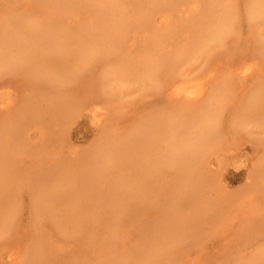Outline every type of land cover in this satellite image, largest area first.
<instances>
[{"label": "bare ground", "instance_id": "obj_1", "mask_svg": "<svg viewBox=\"0 0 264 264\" xmlns=\"http://www.w3.org/2000/svg\"><path fill=\"white\" fill-rule=\"evenodd\" d=\"M5 1L7 0H0V4H3ZM15 1L18 2H15L18 4L17 7H15V4L12 3L14 4L15 9L13 8L11 12L7 11V14L5 13L7 10L6 9L4 11V18H0L2 24L0 26V76L5 73L16 74V67L19 66L21 70L24 68L22 70L23 74H27L28 72L31 74V88L35 90L37 86L45 85L46 89H44V91L46 94L43 96H41V94H35V100L29 103L31 110L28 111V114L22 112L23 120L20 119V122L14 121V118L11 117L12 115L10 114L5 116L0 115V141L3 142V144L0 146V149H5L4 151H1L4 153V157L1 153L0 157H3L4 162L6 160L8 161L7 164L0 161V175L2 176V178L0 177V198L8 192L14 191L19 194L25 192L21 191V188H23L22 185H18L19 187L17 186V188L15 187L14 189L12 183L18 179V176L20 175L19 170H23L25 166L23 164L25 160L19 159V156L23 155L26 157L29 155L30 147L28 148L27 146H30V144H28L29 140L27 137L28 132L32 127L42 128L44 125V120H49V124H53V126L51 125L52 127L50 128H53L54 130L51 129V132L49 133L46 128L47 124L45 123V130L48 131V135L46 132H44L45 130L40 131L42 138L40 141L34 144L35 148L37 147V150L40 148H47V150H49L48 148H51L52 150V147L54 148L56 146V148H54V151L56 152L57 149L59 150L64 148V144L67 143L65 137L67 134L64 133L65 136L63 135L65 141L62 139V137L58 138L59 129L56 126L60 125L66 128L67 125L69 126L73 123L72 112L80 107L78 104V106L74 104H76L77 101L80 102L81 100L78 95L75 96V99H77L76 101L70 99V97L73 98L72 93L74 91L73 89L75 88L74 86L80 81L85 83V79L91 78L92 71L97 69L95 66L99 63L105 61L109 64L111 62L112 65V63H114L118 58L117 60L119 64L114 67L111 73H107L103 77H100L96 88L91 86L92 89H95L93 90L95 92L102 93L104 91L105 93H109L111 96H114L115 94L113 93V89H117L120 86V88L115 90L118 95L119 91L122 90L124 86L129 85L136 80H151L149 85H152L156 92L168 90H171L172 93L173 91L175 92L173 94L169 92L171 96L174 97V99L168 101L171 102L168 105V110L163 111L165 107V109H167V106L164 108L162 107L163 109L160 107L159 110H156L153 113L151 112L152 114L149 117H145L147 121L145 120L144 122V119L141 118V120L143 119V123H141V125L136 123L138 126L133 125L134 127H132V125L127 124V121L125 123V127L127 126L126 128H123L122 126V130L119 127L118 129L116 128L118 133H114L112 131L108 134L106 133V137H104L111 138L107 140L103 137L104 139H102L104 142H102L103 140L101 139V142L98 141L100 144L97 142L95 144V146L97 145L95 149H93V147V151L89 152L90 155L92 154V158L87 157L88 161L83 159L88 172H86L85 169H82L83 164L80 161L81 159L77 164L76 162L73 163V160L71 164H68L69 161H67V165L63 162L64 165L60 166L58 170H55L56 173L59 172L56 174V178H58V180H50L54 181L53 185H55V187L53 186V188H55V191L50 186L53 191L48 193L47 191L49 190V185L51 183L48 185V181L46 182L43 180L48 178L47 174L51 176L52 171L50 172V170H45L46 172L48 171L47 173H44L46 176L43 177L44 179H42L41 183L37 182L41 185L42 190L43 188L44 190L41 191V188L39 187L38 191L41 192L38 193L39 195H37V189H35L36 195H34L35 193L33 195L35 197L38 196V199L36 198L37 200L34 201V203L37 205V208H39L37 209L39 214H42L41 211L46 210L41 209L42 205H46L45 207L48 206L49 208V205L51 204V206L55 208L54 210V208L50 207L52 212L50 211L49 214L52 215H50L48 218L55 216V218L58 217V221L66 222L64 224L57 223L55 226L61 233H65L64 235H68L66 232L72 231L69 234L71 235L73 230H75L74 234L78 231V228L82 225V223L80 225L79 220L75 219L74 215L78 213L80 217L81 214L83 217V214L87 213L85 208H89V212H93L92 218L93 220L96 219V222L99 221L98 224L104 223L107 227L108 223H112L108 229L115 230L116 227L119 228V226H121L120 223L123 224V220L122 222L120 221L122 218L118 220V215L124 216V214H120L121 212H126V214L131 212L139 213V211L142 212L141 210L145 208L152 209L155 204L160 206L163 202L161 203V199L160 202H157L156 200L159 198V196H162V198L165 200L167 195H165V192H170L172 194L171 198L174 197V200L172 198V202H174L173 205H171L172 208H170V210L167 209L169 212L163 208L161 209L162 212L163 210L166 211V213H164L165 211L163 212V215L169 213L172 215L170 218L172 219L173 215H176L180 210V203H188L191 201L194 195H200L204 192H208V188L215 187V180L210 174L212 173L210 171L211 168L218 163L217 158L219 157L220 151L223 152L225 150L223 147L227 146L223 144L225 138L221 132L223 130L221 121L224 118L223 116L225 111L228 110L226 107L228 106L229 108L228 104H230L232 99H236L239 102L238 103L234 101L236 104L233 106L237 107L234 109L231 106L233 109H230L233 110L234 113V116L230 115L234 118V127L237 129L241 128L238 130L239 134L244 133V130L248 129L249 127H254V129L255 127L262 129L264 128V79L261 78V81L258 80L259 82L251 86L252 88L249 87L248 89L251 88V93L249 94H238L237 90L239 85L242 86L241 81L243 79V82L247 80L246 76V79L243 76L244 78L241 80L239 77L242 76L240 75L250 76L249 74L256 71H253L254 65L255 68H257L255 64L256 62L253 66H250L247 65L245 60L243 64L246 63V66L239 67V59L238 61L235 59V61H237L236 64L232 61L233 58L231 57V61L234 63V68H239L237 70H233L232 63V66L228 63L231 66L230 69L233 71L230 73L225 71V74L228 73L225 75V77L222 75H217L218 78H222L220 80L214 78L218 82H215L214 84L207 83L208 85L210 84L209 86L206 85V80L203 81L205 84L201 83V79L204 80L201 77H199L200 79L197 80L198 77L195 76L196 79H191L192 81L186 79L188 82L190 81L189 84L187 81L185 82L184 79H181L183 71L182 69L188 67L186 65L194 64L199 57H203L204 55L200 56L202 55L201 52L204 48V50L207 49L206 47L209 45V43L214 44L210 45L213 46V49H216L215 45H218L219 48L217 47L216 50L219 51L221 49V51L223 50L225 52H238V47L244 44L241 40V33L243 29L242 22L244 21L242 20V16H245L244 11H246V15H249V19H246V21L249 25H252L251 27L249 26V29H261L263 31L260 32V30L258 32H260V35L263 33L261 35L263 36L264 0H190L189 2L186 1L183 3H180L181 0H43L48 6H53L55 9L54 11L48 12L45 16V20L52 23L50 24L52 25V32H49L46 29L47 36L45 37L46 43L44 45L38 44L36 41L37 38L41 36L40 25H42L41 20H37L38 15L28 16L25 9L20 7L21 3L28 0ZM31 2L29 1L30 6L33 5ZM187 4H191V8L193 7L194 14H190L193 17L183 20L187 22L186 25L177 23L179 21L175 22L176 19L172 17L171 12H173L178 7L183 8ZM9 13H11V15L8 16ZM83 15L86 16L85 20L80 18ZM67 21L72 24H69ZM159 21L163 22V26L161 27H164V24L168 25L169 27V30L164 29L165 32H169L166 33V35L169 34L167 38L173 39L174 36H176L177 31H180L181 36L185 35L183 36L184 39H181V47L176 45L177 47H180V50H176V52L179 51V53H175V56H173V53H171L173 50L170 49L172 48V44L169 45L170 40L168 41L165 38L162 40L160 39V37H163L164 34L161 30V27L160 29L157 28ZM158 30L161 32L157 33ZM258 32L256 30V34H258ZM161 34H163V36ZM180 34L178 33L177 36H180ZM58 35H60V37ZM249 35L252 36V33L250 32ZM56 36L57 38L59 37L62 38V40H66L71 45V48H66V46L63 44V41H58ZM136 37H140V39L137 42V46L135 47ZM260 39L264 40V36ZM174 40L176 39L174 38ZM245 43H250V40H247ZM252 43V53H254L253 55H257L256 58L259 57L264 59V41L259 42L258 40H255ZM174 47L175 46H173V48ZM121 51H124L123 55L119 54ZM207 52L209 54V51ZM115 53L117 55L119 54V56H115ZM211 54H209L210 58L213 57ZM246 59L249 62L254 60L252 56H247ZM211 65L212 64L208 66ZM235 65L238 67H235ZM37 68L42 69L40 75H37L34 72V70ZM111 74L112 77L115 76V81L111 79ZM238 78L239 81L241 80L240 84L237 82ZM94 81H96V78H94ZM87 83L88 82H86V85H88ZM112 84L115 85L114 88ZM116 86L118 87L116 88ZM245 90L246 89L244 88V91ZM87 92L84 91L86 95ZM89 92L91 94L92 90ZM182 95H186L185 98H183L184 100L186 99L185 101L179 99L180 97H183ZM192 100H196L194 104L193 102L189 103V101ZM229 100L230 102H228ZM183 101L184 103H182ZM2 103L4 105H10L12 103V99L7 98ZM93 111H95V109H93ZM34 113L38 115H36L38 118L40 117V119H42L39 120L42 121L40 122L41 124L37 122L36 119L38 118L33 116ZM138 114L136 115L137 117H139ZM94 115H96V113ZM140 115L141 117L148 116L147 114ZM56 116H60V118ZM120 116H122V118L126 117H123V114ZM136 116L134 117L137 118ZM117 117H119V115ZM130 120L132 121L133 119ZM231 121H233V119ZM33 122L37 123L33 124ZM121 125H123V123H121ZM54 126L58 130H56ZM63 127H61V129ZM240 131L242 132L240 133ZM111 133L113 135L115 134V137L112 136ZM102 135H104V133ZM148 135L150 138H147ZM17 138L18 140H16ZM148 139H150L151 142H149ZM24 140H28V143L25 141L27 146L22 144ZM49 141H51L50 146L47 145ZM227 141L228 144H230L229 140ZM222 145L223 147H221ZM2 146H4V148ZM45 150L46 149H43L42 152V149H40L39 151H41L43 155H37H41L42 157L45 156ZM129 155H132V157L130 156L129 158ZM103 157L108 158L105 161ZM39 159L42 158L39 157ZM92 159H94V161ZM96 162L99 163L96 164ZM118 163L121 164V169L117 168L119 166ZM38 164L36 165H43L41 161H39ZM78 167L81 168L84 174L75 173ZM25 169L22 172H25ZM38 169L40 168L38 167ZM39 172L41 173L42 171ZM69 173H72L73 175H70ZM180 173H182L180 176L184 180L179 178L180 182H178V184L176 182L179 180L178 175ZM67 174L70 175L67 176L68 178L66 179L69 181L64 183L63 176H66ZM87 174L89 175L88 177H86ZM187 175L196 178H191L194 183H190L188 180L186 181V178L188 177ZM111 176L115 177V181L113 183L110 182L111 180H114ZM19 177H21V175ZM107 177H111L108 185H106V183L103 185H100V182L98 183V181H101L102 178ZM62 178L63 180H61ZM29 180L31 181V179ZM174 180H176V182ZM31 182L32 185L35 184L33 183L34 181ZM44 183H46L48 186H44ZM185 184L189 186V188L183 187L186 186ZM65 185L67 186L65 187ZM45 187L48 188L46 189ZM45 189L47 190L46 192ZM187 189L189 191L193 190L191 191L192 193H189ZM16 193H10V195L14 194L13 198L9 195V193L8 197L4 195V197L11 198L13 201L11 200L9 206L4 208V212L0 211V214H3L0 215V233H3L0 237L2 238L5 233V235H10L9 232L14 230V219H16V216L18 215V211H20V205L18 204L19 199L15 196ZM166 198L168 199L169 197ZM84 199H86V202H82ZM179 200L180 203H177ZM5 202H3V205ZM80 202H82L84 208L81 204H79ZM170 202L166 204H172ZM175 202L177 205L179 204V207L177 205V208L174 206ZM151 203L153 207L150 206L147 208V206L151 205ZM153 203L155 204L153 205ZM162 205L165 204L163 203ZM82 208L85 210H82ZM157 208L159 209V207ZM1 209L2 208L0 207V210ZM37 210L32 214L35 215ZM83 211H85V213ZM38 216L40 215H37V217L33 216L36 218L34 219L35 225L41 224L36 223L39 218ZM129 216L132 217L131 214H128V217ZM45 217H47V215ZM45 217L43 220H47ZM88 218H90V216L86 219ZM137 219L138 218L136 217L135 221H137ZM45 220L43 222H46ZM100 220H102V222ZM194 220L196 221L197 219L184 218V222L179 220L178 223L183 224L182 226H186L190 225V223H192ZM88 221L90 222V220ZM144 221L147 222V219L142 220L141 223L143 222L145 224ZM75 222L79 224V227ZM81 222H85L83 224L86 226V221L82 220ZM81 227L83 229L84 226L82 225ZM149 227L152 230L154 228L153 225L151 226V224ZM151 229L146 230H150L151 232ZM145 233L146 232H144V235H147L148 232L146 234ZM166 234L169 236V238H172L170 235H168L169 233ZM154 236L155 235H153V237ZM153 237H151V239ZM165 238H167L166 235ZM153 240L151 243L148 242V240L146 241L149 244L147 247L152 246ZM40 241H38V244ZM154 242L156 244L157 241L155 240ZM33 244H36V242ZM33 244L31 243V245ZM36 245L28 248L26 253L23 252L24 255L21 253V256H15L14 253L9 254L8 263L9 261L14 260L16 261V264H53V261L57 260L53 259L55 258L54 256H56L55 252L53 253L54 256L51 255L53 258L50 257V260L48 256V259L45 258L46 255L44 256V252L42 256L41 249L44 248V246L39 249V246ZM28 246H30V244ZM141 247L143 248V246L139 245L135 247L132 251L133 253L130 255H134V258L136 256V259H140L142 256L141 252L144 253ZM48 248L50 249V247L47 246V249ZM39 250H41V254ZM110 252L108 253L110 257H115L112 256L113 253L111 254ZM162 252L158 251L157 253L156 251V257L158 259L160 258L163 260L166 258V254L167 256L170 254L164 252L165 255L164 253L161 255ZM122 254L123 253L121 252L119 254L120 257L116 256V258H119V264H125L124 262L126 261L124 259L125 253L124 255ZM158 255H160L162 258L158 257ZM128 256H126V258H128ZM107 260L105 259L104 261L106 262ZM111 260L113 261V259ZM105 262L102 264L115 263L114 261V263ZM86 264H89V262H86ZM91 264L94 263L91 262ZM249 264H264V254L256 263Z\"/></svg>", "mask_w": 264, "mask_h": 264}, {"label": "rangeland", "instance_id": "obj_2", "mask_svg": "<svg viewBox=\"0 0 264 264\" xmlns=\"http://www.w3.org/2000/svg\"><path fill=\"white\" fill-rule=\"evenodd\" d=\"M7 1H5L3 4H0V18H4L5 13L7 14V11L11 12L12 9L14 8V4H15V7H17V5H18L15 3V2H17L15 0H10V1L7 0ZM29 1L30 2L32 1L31 2L33 4V5L31 4L32 6H30ZM186 1L189 2L190 0H181L180 3H183ZM242 1H244V0H242ZM24 2L21 3L20 7L25 9L26 14L28 16L38 15L37 20L38 21L41 20V22H42L41 23L42 25H40L41 36L38 37L36 41L38 42V44L44 45L46 43L45 37L47 36L46 29L49 32H52V25H50L52 23H50L49 21H46L45 16L47 15L48 12L54 11L55 9L53 6H48L43 0L42 1L28 0V1H24ZM12 3H14V4H12ZM191 4H187L183 8L178 7L173 12H171L172 17H174V19H176L175 22L179 21L177 23L182 24V25L187 24V22H185L183 20H186L188 18L193 17L190 14H194L193 7L191 8V6H192ZM5 10H6V12L4 13ZM245 12L246 11H244L245 16H242V20H244V21L242 22V28L243 29H242V33H241V36H242L241 40L244 44H242V45L240 44L241 46L238 47L239 53L237 51L235 53H231V51L225 52L222 50L224 52L223 53L221 51V49H220V51L216 50L218 45H215L216 49L215 48L213 49V46H210V45H214V44L209 43V45H207V47H206L207 49L204 50L205 49L204 48L201 52L202 55H200V56L204 55L203 57L206 56L205 57L206 60L203 57H199L198 60L194 64L186 65L188 67H185L182 69L183 71H182L181 76L183 78L181 77V79H184L185 82L187 81L186 79H189L190 81H192L191 79L195 80L196 79L195 76H197L198 77L197 80L200 79L199 77L204 79V80L201 79L202 82L201 81H198V82H201L204 84L206 82V85L209 86L211 83L214 84L215 82H218L215 79L220 80L222 78V77L218 78V76L222 75L225 77V75L228 74V73L225 74V71L230 73L233 70H237L239 67L246 66L245 65L246 63H247V65L253 66L254 63L256 62L255 64H256L257 68H255V65H254V69H253V71L254 70H256V71L252 72L254 74L251 73V74H249L250 76L240 75V76H242V77H239L241 80L245 76L247 77V80H245V82H243L244 79L242 81L240 80L243 87L241 85H239L237 87L238 88L237 89L238 94H241V93L249 94V93H251L250 92L251 88H252L251 86H253L257 82L261 81V78L264 79V59L259 58V57L256 58L257 55H255V56L253 55L254 53H252V44H253L252 42H254L255 40H258L259 42H263L264 40H261L260 38L263 37L264 35L261 36L263 33H261V35L259 34L260 32L263 31L261 29H260L261 31L258 28H254L255 30L252 28L249 29V26L251 27L252 25H249L248 22L246 21V19L247 20L249 19V15H246ZM9 15H11V13H9L8 16ZM80 18L82 20H85L86 16L83 15ZM68 23L72 24L70 22H68ZM1 25L2 24L0 21V26ZM161 26H163V22L159 21L157 28L160 29ZM55 29H57V28H55ZM164 29L169 30L168 25L164 24V27H161V30H162L164 36H163V34H161L163 37H160V39L162 40L163 38H165L168 41L170 40L169 45L172 44L171 45L172 48H170V49L173 50V51H171V50L170 51H171V53H173L172 55L175 56L177 53H179V51L176 52V50H180L179 48L182 45V40L184 39L183 36H185V35L181 36L180 31H177L176 36H174V38L177 40L176 41V40H174V38L173 39L167 38L169 34L166 35V33H169V32H167V31L165 32ZM251 30H253V31H251ZM256 30H257V32L258 31H260V32H258V34H256ZM159 32H161V31L158 30L157 33H159ZM250 32L252 33V36L249 35ZM178 33L180 34V36H177ZM58 36L60 37V35H58ZM59 37L57 38V36H56V39L58 41H63V44L66 46V48H71V45L66 40H62V38H59ZM139 39H140V37L135 38V40H136L135 47L137 46V42L139 41ZM241 40H240V42H241ZM247 40H250V43H248V44L245 43ZM176 45L180 46V47H177ZM247 45L251 48H249ZM173 46H175V47L173 48ZM176 47H177V49H176ZM207 51H209V54L212 53L211 56H213V57L210 58ZM214 52H215V54H214ZM119 54L123 55L124 51H121V53H119ZM119 54L117 55L115 53V56H119ZM247 56H252V58H254V60L249 62L246 59ZM231 57L233 58V60L231 59ZM207 58L210 60H208ZM240 58L241 59L244 58V59H242L243 61ZM117 59L115 60L114 63H112V65H111V62L109 64V63L101 60L103 62L98 64L99 67H98V65L95 66V68H97V69L92 71L91 78L85 79V83H83V81L79 80L80 82L79 81L78 82L80 84L77 83L74 86L75 88L76 87L77 88H76V90H75V88L73 89L74 90L72 93L73 98L70 97V99H73L76 101L77 99H75L76 98L75 96L78 95L81 100H80V102L77 101L78 103L76 102V104H74L76 106L79 105L80 107L79 108L76 107L77 109L72 112L73 123L69 126L67 125L66 128L63 126H60V125H58L59 127L56 126L59 130L54 126V128L56 130H58V134H59L58 138L62 137V139L65 141L63 135L64 136H65V134L68 135V136L67 135L65 136L66 142L68 144L67 143L64 144V146H63L64 148H62L63 150L59 149L60 150L59 151L58 149L57 150L55 149L56 150V152H55L54 148H56V146L54 148L52 147V150H51V148H48L49 150H47V148H40V149H42V152H43V149H46L45 150L46 152L44 151L45 156L42 157L41 155H43V154L41 151H39L40 149L38 148L39 150H37V147L35 148V146H34V144L36 142L40 141L42 138L41 134H40L41 130L44 131L47 128L49 133L51 132L50 131L51 129L54 130L53 128H50L53 126V124H49V120L43 121V123H44V125L42 123V125L44 127V128L42 127L43 129L40 127H32L30 129V131L28 132V137H27L29 141L24 140V142L28 141L29 143L28 142L27 143L30 144V146H27L26 142H25V144H24V142H22V144L24 146H27L28 148L30 147L29 155L30 154L31 155L30 156L28 155L29 157L28 156L25 157L23 155L19 156V159L25 160L23 162V164L25 166H24L23 170H19V174L21 175V177H19L20 175L17 174V175H19L18 179L15 178L16 181L12 184H13L14 189H15V187L17 188L18 185H22L23 188H21L22 189L21 191H23V192L25 191V192L22 194L16 193L14 191L8 192L9 195H10V193L11 194L16 193L15 196L20 201V202L18 201V204L20 205V211H18V215L16 216V219H14V224H15L13 226L14 230L9 232L10 235H5L6 234L5 233L3 235V238L0 237V264H16V261H14V260L9 261V263H8V260H9L8 255L14 253L15 256H21V253L22 254H23V252L26 253L28 248L35 246L36 244H38V241H40V240L41 241L36 246H39V249L42 248V246H44V248L41 249L42 251L39 250V252L40 251L42 252V254L40 252V254L42 256L45 253L44 254V256L46 255L45 258H47V256H48L49 260H50V257L54 256L53 253L54 252L56 253L55 254L56 256H54L55 258L52 257L53 259H57V260L53 261L54 262L53 264H86V262H89V264H91V262L94 264H102L103 262H105L104 261L105 259L106 260L108 259L106 261L108 263L114 261L115 263L114 262L113 263L117 264L119 261V258H116V256L120 257L119 254L121 252L123 253L122 255H124V253H125V255H124L125 256L124 259L126 260V261L124 260L125 264H247V263L249 264V263H256L259 260V258L264 254V128L262 129L259 127L258 128L255 127V129H254V127L253 128L249 127L250 129L249 128L246 130L243 129L244 133L239 134L238 130H240L241 128L237 129L236 127H234V125H233L234 124V118H233L234 113H233V110H230L233 108L235 109L237 107V106L236 107L233 106L234 104H236L235 102H238L236 99H232L231 102H230V100L228 101L232 105L228 104L229 108H228V106L226 107L228 110L225 111L224 116H223L224 118L221 121L222 122V129H223L221 132L223 133L224 138H225L223 144L227 145L228 148H227V146H225L226 148L223 147V145L221 146L225 150L221 149L224 151L223 152L220 151L219 157L217 158L218 163L211 168L210 172H212V173L209 172L212 175V177H214L215 187L208 188L207 189L208 192H204L200 195H198V194L194 195L192 197L191 201L188 203L182 204V203H180V200H179L177 203H180L181 207H179V204L177 205V203L175 202L174 206L177 205L179 207V209L181 210V212L178 209L179 213L177 212L176 215H173V218H172L173 220L170 219L172 217V215H170L169 213L166 214L167 217L165 214H164L165 216L163 215V212L165 210L168 211L167 209L170 210V208H172L171 205H173V202H174V201L172 202V198L174 200V197L171 198L172 194L170 192H165V195L169 194L168 196L166 195V197H169L168 199L165 197V200H164L162 198V196H159V198L156 200L157 202L158 201L160 202V199H161V203L163 202L165 205H162L163 204L162 203L161 204L162 206L160 204H159L160 206H158V204L153 203V205L155 204L153 207L152 203H151V205L147 206V208L151 206L153 208L156 207L155 209L148 208L149 209L148 210L145 208V209L141 210L142 212L139 211V213H133V212L128 213V211H127V213L131 214V216L133 213L132 217L135 219L137 217L138 218L137 221H135V219H133L130 216H129L130 217L129 218L128 214H126V212H124V213L121 212L120 214H124V216L118 215V220H120L122 218L120 221L122 222V220H123V224L120 223L121 226L118 225L119 228L116 227L115 230L108 229V227L111 226L112 223H110V224L108 223L107 227H106L104 223L98 224L99 221L96 222L95 218H94L95 220H93V218H92L93 212H89L90 211L89 208H85L86 210L83 209L84 207H83L82 202H86V199L82 200V202H80L79 204L82 205V207H83L82 210H85L87 213H85V211H83L85 213V214H83V217H82V214L80 217V215L78 213L74 215L75 219L79 220V224L81 225V223H82V225L84 226L82 229V227H81L82 225H81L80 226L81 229H80L79 224L77 222H75L76 225H78V227H79L78 231L75 234H74L75 230H73V233L71 235H69V234L72 231L66 232V233H68V235H64L65 233L64 234L61 233L58 230V228L55 227L57 225V223H63L64 224L66 222L65 221H61V222L58 221V217L55 218V216L48 218L50 215H52V214H49L50 211L52 212L51 208H54L53 206H51V204L49 205L51 208L50 207L48 208V206L45 207L46 205H42L41 209L42 210L46 209V210H43L46 213L41 211L42 214H39V212L37 210L39 208H37V205L34 203V201H36L38 199L37 198L38 196L35 197L34 195H36L35 189H37V195H39L38 193H40L41 191L44 190V188L42 190L41 185L39 184L42 182V179H44L43 177L46 176V174L44 175V173H47L49 170H50V172L52 171L51 172L52 177L49 174H47L48 178H45L43 180L46 182L48 181L47 182L48 185H49V183L52 184V185L51 184L49 185L48 191L46 190L48 187H45L46 188L45 192L47 191L48 193H50L53 191L50 188V186L52 188H53V186L55 187V185H53L54 181H50V180H54V179H55V181L58 180V178H56V174H58L59 172L56 173L55 170H58V168L60 166H63L64 163L66 164L67 161H69L68 164H71L72 160H73V163L76 162V164H77L79 162V160L81 159L80 161L83 164L82 169H85L86 172H88V169H87L83 159L87 160V157L88 158L91 157L92 154L90 155L89 152H92L93 149H95V147L97 146V145L95 146V144L98 141L101 142L106 137V135H105L106 133L108 134L111 131L116 133L117 132L116 128L118 129V127L121 128V130H122L125 127V123L127 121H128L127 124L132 125V127L141 125V123H143L142 122L143 119H144L143 121L145 122L146 118L149 117L154 111L159 110L160 107L164 108L165 106H167V109H165L166 107L164 109L162 108L163 111H166L169 109L168 105L171 102H168V101H171L172 99H174V97L171 96V94H173L175 92L173 91V93H172L171 90L161 91V92L157 91L156 92V90L153 89L154 87H152V85H149L151 83V80H144V81L143 80H136V81L130 83L129 85L124 86V88L122 89L123 91L120 90L118 95H117V92L115 90L120 88V86H119L120 84L118 83L119 87L116 86V88L118 87L117 89H115L114 88L115 85L112 84V86L114 88V89L112 88L114 91L113 93L115 94L114 96H111L109 93H105L104 91L102 93L93 91L95 89H92L91 86L93 88H96V85L98 84L100 77H103L105 74L112 72L114 67L117 66V64H119ZM235 59L237 61L239 59V63H240V64H238L239 67L237 65H235V67L236 66L238 67L237 69L234 68V65H233L234 63L237 64V61H235ZM240 60H241V62H240ZM245 60H246V63L243 64V62ZM211 61H213V62H211ZM228 63L230 65L232 63L233 66L232 65L231 66H232L233 70L230 69L231 66ZM210 64H212V65L208 66ZM23 69L24 68H22V70ZM22 70L18 66V67H16V74L17 75L15 73H12V74H6L5 73V74L0 76V115L5 116V115L10 114V115H12L11 117H13L14 121H16V122H20V119L23 120V113L22 112H24L25 114H28V111L31 110V108L29 107L30 106L29 103L35 100L34 99L35 94H38V95L41 94V96L46 94L44 91V89H46L45 85L37 86L35 88V90L33 88H31V84H30L31 74L29 72L27 74H23ZM41 70L42 69L37 68L36 70H34V72L37 75H40ZM227 70H229V71H227ZM217 71H218V73H217ZM19 74H21V75H19ZM113 76H114V74H113ZM109 77H110V74H109ZM211 77H213V78H211ZM246 77H245V79H246ZM248 77H250V78H248ZM94 78H96V81H94ZM210 78H211V80H210ZM239 78L237 80L238 84H240ZM111 79H113L114 81L116 80L115 76L112 77V74H111ZM81 80H83V79H81ZM190 81L189 82L187 81V83L189 84ZM203 81H205V82H203ZM86 82H88L87 83L88 85H86ZM207 83H210V84L208 85ZM243 83H244V85H243ZM79 85H80V87H79ZM82 85L84 88L82 87ZM89 85H90V87H89ZM249 87H251V88L248 89ZM244 88L246 89L245 91H247V92L244 91ZM88 90L89 91L92 90L91 94ZM237 90H236V92H237ZM84 91H86V92L88 91L87 95H86V93H84ZM121 91H122V93H121ZM79 93H80V95H79ZM159 93L160 94L162 93V94L160 95ZM83 94H85V95H83ZM93 94H94V96H93ZM163 94H166V95H163ZM90 95H92V96H90ZM174 95H176V94H174ZM81 96H86V97H81ZM179 96H181V95H179ZM185 96H183L182 98L180 97L179 99L184 100L183 98H185ZM7 98L12 99V103L10 105H4L2 103ZM184 101L182 103H184ZM195 101L192 100V101H189V103L193 102V104H194ZM81 105H82V107H81ZM120 105H121V107H120ZM93 109H95V111H93ZM119 111L123 114V117L124 116H126V117L122 118V116H120L122 114ZM138 111H139V114H138ZM144 112H146V113H144ZM95 113H96V115H94ZM137 114L140 118L136 116ZM140 114H142V115L147 114L148 116H142L141 117ZM36 115L37 114L34 113L33 116L37 117L38 115L37 116ZM118 115H119V117H117ZM230 115H233V116H230ZM134 116H136L138 119L135 118ZM56 117L60 118V116H56ZM141 118H143V119L141 120ZM130 119H133V120L131 121ZM232 119H233V121H231ZM24 120H26V119H24ZM36 120L39 123L42 122V121H39V120H42V119H40V117ZM138 120H139V122L141 121L140 124H139ZM12 121H13V119H12ZM34 121H35V119H34ZM36 123L33 122V124H36ZM45 123L49 127H47L45 125ZM121 123H123L124 126L121 125ZM136 123H138V125H136ZM45 126H46V128H45ZM61 127H63V128L61 129ZM112 127H113V129H112ZM23 128L26 129L25 127H23ZM233 129H235V130H233ZM47 130H45L44 132H46L48 135ZM242 131H240V133ZM100 133H102V134L104 133V135H102ZM232 133L234 136L232 135ZM111 135L114 136L115 134L113 135L111 133ZM116 135H118V134H116ZM148 136H147V138H150V136L149 137ZM110 138L111 137H107L105 139L109 140ZM14 139H15V137H14ZM16 140H18V138ZM227 140H229L230 144H228ZM230 140H231V142H230ZM148 141L151 142L150 139H148ZM102 142H104V140ZM1 144H3L2 141H0V146H1ZM50 144H51V141H49L47 145L50 146ZM229 145H230V147H229ZM2 147L4 148V146H2ZM4 150L5 149H3V150L0 149V153L2 154L3 157H4V153L1 151H4ZM49 152H51V153H49ZM46 153H47V155H46ZM56 153H57V155H56ZM1 154H0V156H1ZM32 154H33V156H32ZM37 154H41V155L38 156ZM86 155H88V156H86ZM130 156L132 157V155H129L128 157L130 158ZM3 157H0L1 158L0 161L7 164L8 161L6 160L4 162ZM39 157L42 158L43 160L39 159ZM79 157H82V158H79ZM107 158L108 157H103V159L105 161ZM89 160H91V159H89ZM92 160L94 161V159H92ZM39 161H41V163L43 165L38 166ZM97 163H99V162H96V164ZM36 164H38V165H36ZM118 165H117L118 166L117 168L121 169V164L118 163ZM34 166H37V167H34ZM56 166H57V168H56ZM38 167L40 169H38ZM24 169H25V172H22V171H24ZM45 170H48V171L46 172ZM53 170L55 171V174H54ZM39 171H42V172L40 173ZM52 173L54 174V176ZM75 173L76 174H84V172L81 170L80 167H78V169L76 170ZM69 174L73 175L72 173H69ZM69 174H67L66 176H63L64 180H63V178L61 179L64 181V183L69 181V180H66L68 178L67 176H70ZM180 175H182V173H180L178 175V179L179 178L183 179ZM23 176H24L25 180L27 178L26 181L23 179ZM31 176L34 178H32ZM35 176H37V177H35ZM88 176L89 175L87 174L86 177H88ZM0 177L2 178L1 175H0ZM111 177L102 178L101 181H98V183L100 182L99 183L100 185H103L105 183H106V185H108L109 184L108 182L111 180ZM187 178H186V181L188 180L190 183L193 182L192 179H196V178L190 177V176H188ZM29 179H31V181H34L33 183H35V184L32 185V182ZM112 179H114V180H111L110 182L113 183L115 181V177H112ZM180 179L177 182H176L177 179L174 181L176 183H178V182H180ZM155 180H156V178H155ZM116 181H117V179H116ZM29 182H30V184H29ZM37 182H39V183H37ZM37 184H39V185H37ZM47 184L44 183V186H46ZM66 186L67 185H65V187ZM39 187L41 188L40 189L41 191H38ZM183 187L189 188V186H187V185L183 186ZM53 189L55 191V188H53ZM30 190H32V191H30ZM185 191H186V189H185ZM191 191H193V190H191ZM191 191H189V193H192ZM8 193H6L4 195L8 197L9 196ZM30 194H32V195H30ZM4 195L1 196L2 199L0 198V207L2 208L0 210L1 212H4V208L8 207L11 200H12L11 198L4 197ZM13 195H10V196H12V198H13ZM17 195H19V196H17ZM182 196H184V195H182ZM166 200L169 202L171 201L170 203H172V204H166V203H169ZM3 202H5L4 205H3ZM177 206H176V208H177ZM157 207H159V209ZM161 208H163L165 210H163V212H162ZM36 210L38 213L36 212L35 215L32 214ZM54 210H55V208H54ZM157 210H158V212H157ZM160 210H161V213H160ZM166 211L164 213H166ZM173 211H175V210H173ZM136 212H138V211H136ZM37 215H40V216L42 215L41 219H40L41 222L39 221L40 216H38L39 222L36 221L37 224L41 223L39 225H35V221H34V219H36L34 217L35 216L37 217ZM46 215H47V217H45ZM94 215H95V213H94ZM89 216H90V218L86 219ZM44 217L47 218V220L44 219L46 222H43ZM91 218H92V221H91ZM184 218H188V219L194 218L197 220L196 221L194 220L195 222L192 221V223H190V225L182 226L183 224H179L178 221L179 220L183 221ZM140 219H142V220L147 219V222L144 221L145 224H147V225H145L143 222H142L143 223L142 224L141 223L142 220H140ZM82 220L86 221V226H85V224H83L85 222H81ZM88 220H90V222ZM100 221L102 222V220H100ZM44 223L45 224L47 223L46 226ZM168 223H170V224H168ZM150 224H151V226L153 225V227H154L153 230L149 227ZM95 225H97V226H95ZM142 225L145 227H143ZM146 226H148V227H146ZM155 226L158 227V230H157V227H155ZM146 229H151L152 231L150 232V230L147 231ZM56 230L58 233L56 232ZM144 232H146V233L148 232L147 235H144ZM154 233H156V234H154ZM166 233H169L168 235H170V237H172V238H169V236H167ZM1 234H3V233H0V236H2ZM150 234L151 235L153 234L155 236L153 237V235L151 236ZM165 235L170 240L165 238ZM150 236L153 237L154 240H153V238L151 239ZM147 240L150 243L153 240L154 245L152 243V246L147 247V245H149L148 242H146ZM155 240L157 241L156 244L154 242ZM34 241L36 242V244H33V243H35ZM31 243L33 245H31ZM29 244H30V246H28ZM138 245L143 246V248L141 247V249L144 252V253L141 252L142 256L140 259H138V258L136 259V256L134 258V255L133 256L130 255L131 253H133L132 251L134 250V248L137 247ZM47 246L50 247V249L49 248L47 249ZM45 247H46V249H45ZM139 250H140V248H139ZM156 251H157V253H158V251H160V252L164 251L165 253H170V254L168 256L166 254V258L161 260L160 258L158 259L156 257V255H157ZM109 252L111 254L113 253L112 256H115V257L111 258L110 255L108 254ZM164 252H162L161 255ZM165 253H164V255H165ZM126 254H128L130 256H128ZM6 255H7V257H6ZM126 256H128L129 259L126 258ZM158 257H161V256L158 255ZM43 259H44V257H43ZM111 259H113V261Z\"/></svg>", "mask_w": 264, "mask_h": 264}]
</instances>
